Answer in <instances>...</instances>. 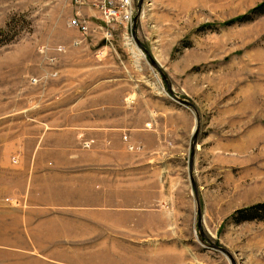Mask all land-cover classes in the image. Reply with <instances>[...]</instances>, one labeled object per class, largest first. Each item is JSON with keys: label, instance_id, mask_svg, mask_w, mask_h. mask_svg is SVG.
I'll list each match as a JSON object with an SVG mask.
<instances>
[{"label": "rangeland", "instance_id": "1", "mask_svg": "<svg viewBox=\"0 0 264 264\" xmlns=\"http://www.w3.org/2000/svg\"><path fill=\"white\" fill-rule=\"evenodd\" d=\"M262 2L135 0L132 25L107 27L91 0H0V125L59 108L53 100L59 92L50 86L61 79L60 60L88 45L100 49L105 35L115 60L109 58L141 85L149 110L176 115L158 117L160 146L147 155L162 161L165 180H177L174 194L143 206L148 232L119 235L134 248L185 237L190 264H264V210L237 216L264 203V14L238 20ZM73 20L85 22L87 32ZM126 149L144 152L137 143ZM171 208L185 229L157 230L163 219L156 214ZM148 255L143 264H161Z\"/></svg>", "mask_w": 264, "mask_h": 264}, {"label": "crops", "instance_id": "2", "mask_svg": "<svg viewBox=\"0 0 264 264\" xmlns=\"http://www.w3.org/2000/svg\"><path fill=\"white\" fill-rule=\"evenodd\" d=\"M104 36L100 49L88 45L60 60L61 79L50 86L59 108L0 125V264H143L149 253L157 263L190 264L185 237L145 240L135 249L119 235L148 232L143 206L174 194L177 180H165L162 161L147 155L160 146L158 117L176 115L149 110L152 101L111 60ZM64 71H74L75 80ZM129 142L146 152L127 151ZM175 211L156 214L163 219L156 229L184 230Z\"/></svg>", "mask_w": 264, "mask_h": 264}, {"label": "built area", "instance_id": "3", "mask_svg": "<svg viewBox=\"0 0 264 264\" xmlns=\"http://www.w3.org/2000/svg\"><path fill=\"white\" fill-rule=\"evenodd\" d=\"M84 2V0H82ZM95 5L100 19L107 27H113L116 23H120L124 26L132 25L133 19L135 17V0H91ZM81 3V0H79ZM83 4V3H81ZM72 25L81 28L85 33L88 27L85 22H79L73 20ZM112 29V28H111ZM112 33H106L107 38H111ZM128 36V32H127ZM127 39H129L127 37ZM129 43V41H128ZM101 53L98 54L100 56ZM35 83V79H32Z\"/></svg>", "mask_w": 264, "mask_h": 264}, {"label": "trees", "instance_id": "4", "mask_svg": "<svg viewBox=\"0 0 264 264\" xmlns=\"http://www.w3.org/2000/svg\"><path fill=\"white\" fill-rule=\"evenodd\" d=\"M264 14V2H262L260 5L256 6L254 9H252L251 13L249 15L242 16L239 20L240 23H243L245 21L251 20L253 17L260 16ZM262 211L264 210V203H259L253 206H250L248 208H245L243 210H240L237 212V216L245 215L248 213L256 212V211ZM253 219V218H252Z\"/></svg>", "mask_w": 264, "mask_h": 264}, {"label": "bare ground", "instance_id": "5", "mask_svg": "<svg viewBox=\"0 0 264 264\" xmlns=\"http://www.w3.org/2000/svg\"><path fill=\"white\" fill-rule=\"evenodd\" d=\"M141 56V55H140ZM126 142H128L129 140L128 139H125ZM132 151V150H131Z\"/></svg>", "mask_w": 264, "mask_h": 264}]
</instances>
